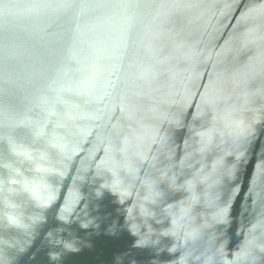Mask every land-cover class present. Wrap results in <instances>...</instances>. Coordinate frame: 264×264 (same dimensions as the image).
<instances>
[{"label":"water","instance_id":"95a60500","mask_svg":"<svg viewBox=\"0 0 264 264\" xmlns=\"http://www.w3.org/2000/svg\"><path fill=\"white\" fill-rule=\"evenodd\" d=\"M0 264H264V0H0Z\"/></svg>","mask_w":264,"mask_h":264},{"label":"clouds","instance_id":"9594fccd","mask_svg":"<svg viewBox=\"0 0 264 264\" xmlns=\"http://www.w3.org/2000/svg\"><path fill=\"white\" fill-rule=\"evenodd\" d=\"M61 219L63 221H65V222H68L67 218L64 217V216H61ZM81 226L84 227V228H87L89 225L88 224H82ZM65 247L70 248V249L73 248L72 245H65ZM51 257H52V259H56L57 258V255L55 253H53V254H51Z\"/></svg>","mask_w":264,"mask_h":264}]
</instances>
